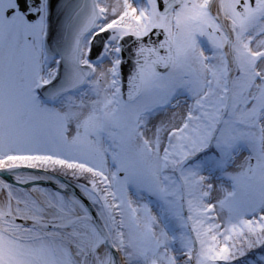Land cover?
Wrapping results in <instances>:
<instances>
[{
	"label": "snow or ice",
	"instance_id": "6c2138e0",
	"mask_svg": "<svg viewBox=\"0 0 264 264\" xmlns=\"http://www.w3.org/2000/svg\"><path fill=\"white\" fill-rule=\"evenodd\" d=\"M0 264H264V0H0Z\"/></svg>",
	"mask_w": 264,
	"mask_h": 264
}]
</instances>
